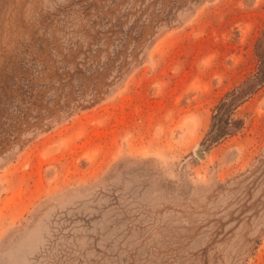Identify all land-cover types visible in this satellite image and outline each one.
I'll return each instance as SVG.
<instances>
[{"label":"rangeland","instance_id":"rangeland-1","mask_svg":"<svg viewBox=\"0 0 264 264\" xmlns=\"http://www.w3.org/2000/svg\"><path fill=\"white\" fill-rule=\"evenodd\" d=\"M263 36L264 0H0V105L39 92L0 130V264H264V84L215 139Z\"/></svg>","mask_w":264,"mask_h":264},{"label":"trees","instance_id":"trees-1","mask_svg":"<svg viewBox=\"0 0 264 264\" xmlns=\"http://www.w3.org/2000/svg\"><path fill=\"white\" fill-rule=\"evenodd\" d=\"M136 35H140V34H136ZM257 51L260 60L258 71L255 74L249 76L246 80H244V82L233 88L231 91H229L225 95V97L221 99V103L219 104L218 107L221 113L220 116L221 119L219 121V123L221 124L218 125V127L220 128V132L215 136L216 140L228 134H233L237 129L242 127L241 121H239L236 118V116H234L235 110L242 102H244L248 97L254 94L256 90H258L264 84V36L259 39V42L257 44ZM113 53H115L114 56L110 58L112 59V61L114 60V57L116 56L117 52H113ZM104 65H106V63H104L103 66ZM105 68L107 67L104 66V69ZM65 70L63 69L62 71H60V73L66 72ZM42 71H45V69H43ZM46 72L48 73V76L51 77L49 74L50 71H46ZM40 74L42 73H39V75ZM67 75L68 77L70 76L69 79L66 80L61 79L62 82L60 81V83L57 84L55 83L52 86L44 83L43 87H45L46 89L50 88L49 90H47L45 97H48L49 94L50 95L53 94L52 95L53 98L51 99L54 101V104L56 105L54 109L53 107L51 108L47 102H44L43 104L46 105L45 107H47L48 110L58 112L60 110L66 109L69 106V104L72 103L70 98L72 99L79 98L80 82L77 83L75 80L76 78L78 79L81 76L83 77L84 74L82 72H75V74L73 75L74 79L71 77L70 74ZM18 79H19V83H18L19 87H17L15 93L11 95L9 100L4 101L7 104L0 105V117H1L0 124L1 126H3L0 130L3 133L4 132L11 134L14 133V131H16L18 127L17 125L14 124L15 121H18V123L20 124L22 123L21 122L22 120L23 121L22 125L24 126L25 124L24 122L25 120H23L24 117L26 118V121H28V123H34L32 122L33 118L30 117L28 118L27 116H28V112H30L29 109L32 108V105H34L33 103H31L32 105H30V102L33 100H39V97H37L39 94L37 90L38 88H36V90L35 88H33V85L30 84V81L33 80V78L28 77L27 74L20 75ZM66 87L71 88L72 92L67 93ZM61 92H63V95L61 94ZM58 95L59 96L61 95V99L58 100V104H56ZM45 100L48 101L50 99L46 98ZM22 101L24 102V106H20L19 104V102ZM30 116H33V113H31ZM8 137L6 136V138Z\"/></svg>","mask_w":264,"mask_h":264},{"label":"water","instance_id":"water-1","mask_svg":"<svg viewBox=\"0 0 264 264\" xmlns=\"http://www.w3.org/2000/svg\"><path fill=\"white\" fill-rule=\"evenodd\" d=\"M196 153H197V155L199 157H203V153H202V148L201 147L196 150Z\"/></svg>","mask_w":264,"mask_h":264}]
</instances>
